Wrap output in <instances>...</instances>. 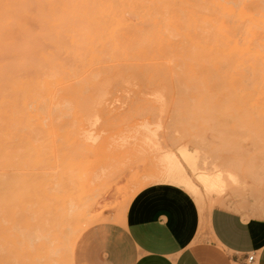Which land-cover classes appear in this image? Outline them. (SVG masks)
<instances>
[{"label":"rangeland","instance_id":"1","mask_svg":"<svg viewBox=\"0 0 264 264\" xmlns=\"http://www.w3.org/2000/svg\"><path fill=\"white\" fill-rule=\"evenodd\" d=\"M11 1L0 0V23L16 19V0ZM155 41L81 42L79 53L75 44L60 42L59 50L47 48L43 58L34 55L29 76L35 87L18 90L12 130L7 114L2 122L0 264H133L143 252L131 228L133 216L147 189L137 190L146 174L165 178L176 167L188 177L190 189L167 184L180 187L205 209L199 240L208 239L209 210L226 191H249L255 209L264 214L260 90L228 84L219 60L197 57L188 42ZM126 65L136 67L145 82ZM225 169L239 183L225 177L231 181L225 180L217 195L197 179L198 171ZM260 213L248 215L261 219Z\"/></svg>","mask_w":264,"mask_h":264},{"label":"bare ground","instance_id":"2","mask_svg":"<svg viewBox=\"0 0 264 264\" xmlns=\"http://www.w3.org/2000/svg\"><path fill=\"white\" fill-rule=\"evenodd\" d=\"M15 3L17 4V7L14 5L16 7V8L14 7V12L17 11V13L15 12L17 14L16 19L15 17L13 18V15H11L12 21L13 19H15L14 22L11 21L12 23H0V163L2 157L1 153L3 148L2 146L3 116L4 114H7V118L10 123L9 130L11 131L17 119L16 117L17 112L15 110V107L18 98L17 95L18 90L26 89L28 91H33L35 87V83L32 79L33 77L31 78L29 76L30 70L33 69V57L34 58L36 57L34 55L38 54L40 57L43 58L45 57L47 48L53 50H59L60 48L58 46V43L61 44L60 42H70L72 44H75L76 46L75 49L77 53L81 52V42L83 43L94 42V41L131 42L135 40L140 41V40H150V39H155L156 41L166 40V41L188 42L191 44L190 46L191 50L197 57L206 56L211 59L219 60V62L221 63V67H219V69L225 72L227 76L228 84L237 85L244 89L260 90L261 93L260 95H258V99L264 101V0H16ZM8 14H6V16L10 18L9 16L10 14L9 15ZM62 52L63 51H61V53ZM83 53H85V51H83ZM62 59L64 58L62 57ZM81 63L83 64L82 61ZM121 65H123V63ZM141 65L143 66V63ZM118 66L119 68H121L120 65ZM129 67H127L126 65V67L124 68L126 69L128 68L130 69V71H132L133 69L131 70V68ZM158 68L160 69V67ZM167 68L170 67L167 66ZM111 69L108 71H112ZM115 70H117V68ZM134 70L136 71V67ZM148 70L150 71L152 70V68L150 69L148 68ZM164 72H166L165 68H164ZM138 74L140 73L138 72ZM138 74H136L135 72L134 75L137 76ZM140 76L142 75L140 74ZM158 76L160 75L158 74ZM154 77L158 78L156 76ZM167 77L170 76H166V78ZM143 78L142 80L139 79L140 82L143 80L145 82V79ZM151 78L152 77H150V79ZM111 79L112 78H110V80ZM169 81H171V79L167 80L166 83H169ZM38 82L41 83V81ZM48 82H49L48 79L45 78L44 84H48ZM76 83H78V81H76L75 84ZM195 83L196 82H194V84ZM175 84H176V79H175ZM171 86L167 85V87L169 88ZM177 87L179 86L177 85ZM89 89L90 88H88V90ZM171 90L167 92H170L171 94ZM31 103L34 102H30V104ZM29 105L28 107L30 108L31 105L30 106ZM38 107H40V110L43 108L40 105ZM80 109L79 111L81 112ZM34 110L35 109H33V111ZM41 111L39 113H41ZM22 112L23 111H21L20 113ZM24 116L26 117V115ZM48 118L49 116L47 117V119ZM47 119L44 118L43 120L45 121ZM75 120H77V118ZM30 122L31 123L28 122V125L31 124L33 126L34 124H32V120ZM55 123H53V125H55ZM76 125H74L75 128ZM34 127L35 126H33V128ZM22 147L20 149H22ZM186 153L187 151L184 150L183 155L188 156L187 161L191 164L193 170L197 171L198 167L196 162L193 160V158L190 155ZM169 164L167 160L165 162V165H169ZM217 167L219 168L218 165ZM226 170L228 171L229 169H225L223 170V172L220 171L221 173H216V174H210V171L209 173L208 172L204 173L203 171H202L203 173H200L201 171H198L199 173L197 172L198 173L197 179L199 178L198 180L201 181L206 186L205 189H208L209 191H213V193L221 192L224 189L223 188L224 185H226L225 180L231 181L225 179V177L227 178L228 176L232 180H236L235 182L238 181L239 183V180L235 179L232 173L229 172L227 173ZM233 173L235 172L233 171ZM165 180L177 182L190 189V181L188 177L180 169H178V167L171 168L170 172H168L167 176L165 177ZM75 183L76 182H74V184ZM52 186L54 187L53 184ZM229 186H231V184ZM73 193L76 192L74 191ZM19 195L21 196L22 194ZM134 195H132L131 199L133 198ZM22 196L23 198L25 197L24 195ZM131 199L126 205V209ZM68 210L70 212L69 208ZM50 252L52 253L53 251L51 250Z\"/></svg>","mask_w":264,"mask_h":264},{"label":"crops","instance_id":"3","mask_svg":"<svg viewBox=\"0 0 264 264\" xmlns=\"http://www.w3.org/2000/svg\"><path fill=\"white\" fill-rule=\"evenodd\" d=\"M142 182L137 192L147 190L131 228L143 252L133 264H264V214L255 209L249 191L236 189L221 195L208 213V239L199 240L205 209L192 195L167 183L183 185L158 173L146 174ZM217 204L243 211L244 216L214 207ZM254 211L261 212L262 218H250ZM249 255H254L253 261Z\"/></svg>","mask_w":264,"mask_h":264},{"label":"built area","instance_id":"4","mask_svg":"<svg viewBox=\"0 0 264 264\" xmlns=\"http://www.w3.org/2000/svg\"><path fill=\"white\" fill-rule=\"evenodd\" d=\"M248 260H249V261H253V260H254V255H249V256H248Z\"/></svg>","mask_w":264,"mask_h":264}]
</instances>
